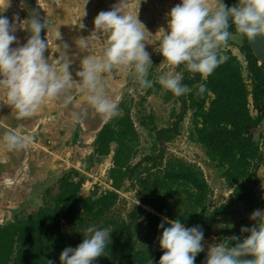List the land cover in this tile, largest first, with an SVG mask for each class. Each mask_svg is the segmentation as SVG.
I'll return each instance as SVG.
<instances>
[{"label": "trees", "instance_id": "obj_1", "mask_svg": "<svg viewBox=\"0 0 264 264\" xmlns=\"http://www.w3.org/2000/svg\"><path fill=\"white\" fill-rule=\"evenodd\" d=\"M232 26L230 30H235ZM221 54L227 60L206 81L197 73L183 83L192 89L184 96L185 108L192 112L189 137L204 149L223 180L232 186L227 202L211 208V188L202 171L176 156L164 161L161 149L157 156L147 154L133 162L138 132L127 108L123 116L106 122L95 139L98 155L113 151V166L108 171L113 189L84 196L81 192L84 179L79 172L62 175L56 192L49 194L35 212L0 225V264H46L48 260L57 264L61 252L66 247L78 246L76 237L98 223V228L110 225L111 243L94 264H158L163 255L158 240L162 229L158 225L163 217L179 218L185 227L200 225L207 235L218 216L230 214L237 203L249 209L258 205L259 197L252 185L264 161V136L259 140L254 131L264 122V65L250 50L246 36L241 46L245 66L231 51L221 50ZM201 83L207 86L202 95L198 94ZM250 97L255 115L249 108ZM178 115L170 127L157 130L159 143L178 134L184 114ZM125 181L140 186L141 202L154 213L136 205L129 222L108 217L118 200L117 190ZM138 214L144 215L147 223L144 234L136 239L134 236L141 226ZM63 222L68 231H63ZM130 222L135 225L131 227ZM205 259V252H201L195 264H203Z\"/></svg>", "mask_w": 264, "mask_h": 264}, {"label": "clouds", "instance_id": "obj_2", "mask_svg": "<svg viewBox=\"0 0 264 264\" xmlns=\"http://www.w3.org/2000/svg\"><path fill=\"white\" fill-rule=\"evenodd\" d=\"M10 2L0 0V7H3L0 11V107H10L17 119L32 117L53 100H62L67 106L69 90L74 86L86 95L93 114L105 119L117 116L118 104L106 95L103 79L104 74H111L114 69H132L142 89L153 86L148 79L152 60L145 50V26L138 15L126 13L129 0H118L111 10L101 11L95 17L92 35L106 38L105 48L100 57L84 56L80 60L75 73L79 79H74L70 71L72 60L67 54L66 43L58 50L57 66L49 62L45 55L50 47L49 30L37 12H32L25 21V29L30 33L26 43L10 47L17 42L15 32L19 22L18 15L10 21L2 14ZM215 3L213 10L209 0H180L166 14L167 31L160 29L162 38L159 41L164 63L173 69L183 67L193 74L198 73L206 81L227 60L221 49L233 35L232 25L249 43L257 36L264 38V0H238L231 7L223 0H215ZM77 41L79 48L88 47L85 38ZM183 79L182 74L169 72L159 78V84L176 97H182L192 91ZM206 91V84L201 83L198 94ZM72 116L81 118L76 112ZM0 143L10 151H23L31 145L32 137L3 130ZM250 219L255 223L241 228L242 233H248L246 237L232 236L209 245L203 264H264V209L253 211ZM158 228L162 229L158 240L163 251L158 264H195L197 255L205 251L200 225L185 227L179 218L163 217ZM110 237L107 228L88 227L78 246L66 247L61 252L60 264H94L111 243ZM246 256L253 259H241ZM46 264L55 262L48 260Z\"/></svg>", "mask_w": 264, "mask_h": 264}, {"label": "rangeland", "instance_id": "obj_3", "mask_svg": "<svg viewBox=\"0 0 264 264\" xmlns=\"http://www.w3.org/2000/svg\"><path fill=\"white\" fill-rule=\"evenodd\" d=\"M161 3V0H154V2ZM40 3V17L45 20L49 30V50L46 51L45 55L48 56L49 62L54 66H57V58L60 55L59 49H63V45H68L67 54L72 60L70 71L73 74L74 79L75 73L79 70L78 64L84 56H94L96 51L97 57L103 55L105 43L102 42L104 37L98 38V48L90 50V38L94 37L90 34V27L87 24V20H83V24H78L79 20V6L78 2L74 0H37ZM159 8V7H158ZM157 8V9H158ZM161 9V8H160ZM20 7L12 0L5 10L3 15L7 16L11 21L14 16H19V22L17 23V29L25 24L22 20ZM132 10V6H131ZM152 10V8H149ZM0 11H3V7H0ZM133 11V10H132ZM161 16L167 17L168 11H156ZM88 13V10H87ZM86 14V13H85ZM132 14V13H131ZM87 17V16H85ZM148 21V20H146ZM84 31V32H83ZM146 31L145 41L146 45L150 43L153 38V34H148ZM43 36L45 33L42 31ZM60 36V38H59ZM59 38V39H58ZM85 38L88 43L86 49H81L78 46V39ZM236 47L241 44V39L236 40ZM150 54L152 65L149 68L148 79L153 82L151 88L142 89L136 79L134 71L127 69V74L124 76V86L118 81L114 86V96L112 98L118 104V115L112 118H117L125 114L126 109L129 108V113L134 121L135 128L138 132V139L136 142V155L133 158V162L138 161L144 155L159 153L161 149V143L158 141L157 130L160 127H170L175 121L177 114L181 111L182 103L179 97H176L170 91L164 90L159 84V78L166 75L169 72L179 73L184 79H189L193 73L188 71L186 68L164 69L166 73H163V57L162 55L157 56V50L147 51ZM238 53L237 50H235ZM165 67V66H164ZM119 73V80L121 81V70L114 69ZM170 70V71H169ZM125 72V70H124ZM183 79V80H184ZM249 87L251 84L248 82ZM78 88L75 86L69 90L68 103H77L76 100H72L73 96L77 93ZM117 93V94H116ZM79 95V93H77ZM118 96V97H117ZM60 105L64 102L59 100ZM67 103V104H68ZM124 106V108H122ZM250 111L253 115L256 114V109L253 102L249 103ZM84 111V110H83ZM87 112L86 120L90 121V113ZM191 109L187 108L183 113V118L179 123L178 134L172 135L171 138L164 144V161L170 156H176L186 161L187 163L194 164L198 167L203 175L205 176L210 188L211 197L209 206L211 208L217 206L220 203L227 202L232 194V186L227 184L220 175V171L216 168L215 164L210 162L205 155L204 149L198 144L193 142L189 137V131L191 126ZM111 119V118H110ZM139 120L144 121L146 124L142 125ZM110 121V120H109ZM80 125V124H79ZM83 125V123L81 124ZM38 126V132H23L21 135L31 136L32 143L25 149L27 153V162L30 163L33 171V179L31 182L26 178L23 181L20 172H24L25 164L22 168L17 170V181L15 182L14 177L1 179L0 181V224L4 225L9 221H13L15 218H24L29 214L36 211V209L44 204L48 199L49 194H53L57 190L58 179L71 171H77L80 173V177L84 179V184L81 187V192L84 196L93 193H103L110 189L105 187L108 185L109 175H106L105 168L106 163L111 161L110 155H98L94 153L95 142L91 148V144L88 148H78V144L74 143L73 147H66L60 140H56L55 137L46 136L43 133L40 134V128ZM94 132L86 137V139L93 138ZM255 137L259 140L264 136V122L260 124L254 131ZM94 141V140H93ZM264 151V148H263ZM109 168V169H110ZM108 171V170H107ZM21 172V173H22ZM106 172V173H105ZM77 179V176H73ZM25 182V183H24ZM23 183V184H21ZM20 184V185H19ZM27 184V185H25ZM254 193L259 197V204L253 208L247 207L243 203H237L234 205L230 214L227 216L220 215L215 221L214 225L209 234L204 235L205 254L207 255L208 246L214 243L224 242V239L232 236H238L244 238L248 233H242V227H251L255 222L250 219L253 211L258 209H264V161L261 163L257 171L256 183L252 185ZM50 191V192H49ZM141 188L137 183L131 185L128 181H125L122 188L117 190L118 200L112 207L108 217H113L116 221H127L129 222V215L133 211L136 205L141 206V209L146 211H154L141 202ZM10 193V194H8ZM4 209H8L6 212ZM137 215L139 218L138 222L141 226L136 231L134 236L136 239L144 234L146 229V217L142 214ZM99 227L98 224H93ZM90 225V226H93ZM135 222H130V226L133 227ZM89 226V227H90ZM110 225L107 227L109 228ZM63 231H68V226L63 222ZM74 232V231H73ZM72 232V234H74ZM82 232L80 237H76L78 244L82 242ZM57 264H60L57 263Z\"/></svg>", "mask_w": 264, "mask_h": 264}, {"label": "crops", "instance_id": "obj_4", "mask_svg": "<svg viewBox=\"0 0 264 264\" xmlns=\"http://www.w3.org/2000/svg\"><path fill=\"white\" fill-rule=\"evenodd\" d=\"M12 2L13 3L15 2L17 5H19L21 9V5L17 1L12 0ZM74 2H78L80 4L79 12H78L79 14L78 24L79 25L83 24L84 23L83 20L86 19L87 24L90 27V30H89L90 34L92 36L95 17L101 11L111 10V8L115 4H117L118 0H74ZM223 2L225 3L226 6L231 7L237 4L238 0H223ZM178 3H180V0H161L160 4L157 1L154 2V0H129L126 13L127 14L132 13L131 15H133L134 17L138 15L139 21L143 23V25L145 26V36H146L147 29H148L149 35H152V34L154 35L150 43H148V45H146V41H145L146 51L157 50V53H156L157 56L161 55L159 53V41L162 38L160 29L164 28L165 31H167L168 17L166 16L164 17V15L161 16L159 12H156V11L162 12V8H163V11L169 12ZM209 3H210V6H212L213 10H215V6H216L215 0H209ZM40 6H41L40 3L37 2L36 0V8L39 12V15H40V11L42 10V9L40 10L41 8ZM131 6H132L133 11L131 10ZM149 8H152V10L148 11ZM87 10H88V13H87ZM20 13H21L22 20L24 21L25 24L22 26V28L19 27L16 30L15 35L17 36V42H14L12 45H10V47L12 48L21 46L22 44L26 43L27 38L29 36V33L25 29L26 27L25 21H27L28 15L27 14L23 15L24 12L22 13V10H20ZM230 32L233 35L230 38L228 44L224 46L221 50L231 51L232 54L236 55L238 59L241 60V63L243 64V66H245V60L241 54V46L243 44V40L245 36H242L241 34L237 33L236 30H230ZM239 39H241V44H239L238 47H236L235 42H237L236 40L239 41ZM89 42H90V50H95L98 48V38L96 36L91 37ZM102 42L106 43V38H104ZM103 46L105 48V45ZM235 50H237L238 53H236ZM94 52H95L94 56H97L96 51ZM78 66H80V63L78 64ZM161 68H163V70L164 69L171 70V67L164 62H163V67L161 66ZM127 71L128 70H125L124 72V69L121 70V76H122L121 81L119 80V73L116 70H113L111 74H104L103 79L105 81L106 95L109 98H112V95L114 96L113 92H114V86H116V82L118 83L119 81L124 86V83H125L124 76L127 74ZM163 73H166V70H164ZM76 92L79 93V95L76 93L75 96H73L72 100L75 99L77 103L72 102V103H68L67 106H65V104L60 105L59 100H53L47 103L46 105L42 106L41 109L38 110L32 117L24 118V119H17L12 114V109L10 107L6 105L3 107H0V133H2L3 130H13L18 135H21V133L23 132L37 131L38 126H41L40 134L43 133L44 135L46 134V136L48 135V136L55 137L56 140H60L65 145L68 143V146L66 147H73L75 146L74 143H77L78 148H88V145L90 144L92 148L95 142L97 133L99 132L101 127L106 122L111 120L112 118L105 119L102 116L93 114V110L87 104L86 95L80 92L79 89ZM251 100L252 99L250 97L249 102H251ZM122 108H124V106ZM86 110H88V113H90L89 123L86 120L87 116L83 115L86 112ZM74 112L80 113L81 118L74 119L72 116V113ZM176 119L175 121L178 120ZM82 123L83 125H81ZM161 128H164V127H160L159 129ZM92 132H94L93 138L86 139V137L90 135ZM93 150H94V153L97 154L95 152V147ZM27 153L28 152H26L25 150L16 151V152L10 151L2 143H0V181L1 179L5 180L6 177L7 178L14 177L15 182H18L17 181V170H19L25 164H27L28 167L25 165L24 172L21 171L22 173L20 172V175H24L22 177L23 181H25L24 179L26 178L25 182H27L28 180L31 182L34 174L32 171V167L30 166V163L27 162V159H28ZM108 155H110L111 161L106 163L105 165L106 167L113 166V163H112L113 151H111ZM109 168L110 167L105 168L107 172V173L105 172L106 175L108 174ZM2 177H5V178H2ZM108 181L111 182V179H108ZM83 184L84 182L82 183V185ZM111 189H113L112 186H111ZM0 211H3V210L0 209ZM4 211L6 215V212H8L9 210L4 209Z\"/></svg>", "mask_w": 264, "mask_h": 264}, {"label": "water", "instance_id": "obj_5", "mask_svg": "<svg viewBox=\"0 0 264 264\" xmlns=\"http://www.w3.org/2000/svg\"><path fill=\"white\" fill-rule=\"evenodd\" d=\"M230 24H231V22H230ZM246 39H247V37H246ZM247 41H248V39H247ZM248 44H249L250 50L256 56L259 63L264 65V38L257 36L253 42L249 43V41H248ZM179 100L183 104L181 111L179 112V115H178L180 117L186 111V108L184 105V96L179 97ZM164 144H165V142L163 140H161V151L164 148ZM241 259H253V257L252 256H246V257H241Z\"/></svg>", "mask_w": 264, "mask_h": 264}, {"label": "flooded vegetation", "instance_id": "obj_6", "mask_svg": "<svg viewBox=\"0 0 264 264\" xmlns=\"http://www.w3.org/2000/svg\"><path fill=\"white\" fill-rule=\"evenodd\" d=\"M15 1H17L21 5L22 13L24 12L23 15L27 14L28 18L32 12H37L39 14V12L36 8V0H23V3H22V0H15ZM29 35H30V33H29ZM41 35H42V33H41Z\"/></svg>", "mask_w": 264, "mask_h": 264}, {"label": "built area", "instance_id": "obj_7", "mask_svg": "<svg viewBox=\"0 0 264 264\" xmlns=\"http://www.w3.org/2000/svg\"><path fill=\"white\" fill-rule=\"evenodd\" d=\"M109 182V184L108 185H105V187H110V189H111V182L110 181H108ZM109 190V189H108ZM105 192V191H104Z\"/></svg>", "mask_w": 264, "mask_h": 264}]
</instances>
